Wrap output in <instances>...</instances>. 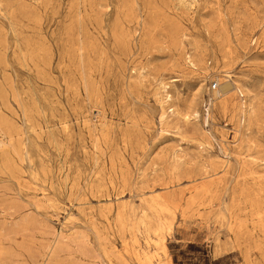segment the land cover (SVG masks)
<instances>
[{
    "label": "rangeland",
    "instance_id": "374dc122",
    "mask_svg": "<svg viewBox=\"0 0 264 264\" xmlns=\"http://www.w3.org/2000/svg\"><path fill=\"white\" fill-rule=\"evenodd\" d=\"M0 264H264V0H0Z\"/></svg>",
    "mask_w": 264,
    "mask_h": 264
},
{
    "label": "bare ground",
    "instance_id": "6f19581e",
    "mask_svg": "<svg viewBox=\"0 0 264 264\" xmlns=\"http://www.w3.org/2000/svg\"><path fill=\"white\" fill-rule=\"evenodd\" d=\"M225 54L228 57L230 53L228 51ZM224 73V81L220 83L218 89L214 90L213 94L211 95L210 106L216 103V109L223 115L229 113L232 109L237 111L240 115V121L237 125L236 131L239 134H243L248 130L252 122L253 109L251 103L247 101H241L238 107L235 100V94L237 93L242 97V95L244 94L243 92H245L248 99V90L250 89V84L245 80L235 78L233 75L226 71ZM217 80L219 81V79ZM208 111L209 112L207 113V115L210 117V110Z\"/></svg>",
    "mask_w": 264,
    "mask_h": 264
},
{
    "label": "built area",
    "instance_id": "2783aa9c",
    "mask_svg": "<svg viewBox=\"0 0 264 264\" xmlns=\"http://www.w3.org/2000/svg\"><path fill=\"white\" fill-rule=\"evenodd\" d=\"M218 88V84L217 83H214L213 85H212V90H216Z\"/></svg>",
    "mask_w": 264,
    "mask_h": 264
}]
</instances>
